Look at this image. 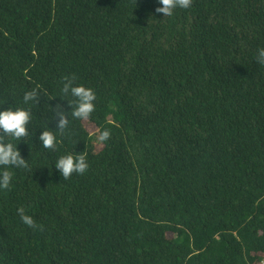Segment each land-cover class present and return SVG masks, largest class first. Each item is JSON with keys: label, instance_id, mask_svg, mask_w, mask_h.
I'll return each instance as SVG.
<instances>
[{"label": "trees", "instance_id": "obj_1", "mask_svg": "<svg viewBox=\"0 0 264 264\" xmlns=\"http://www.w3.org/2000/svg\"><path fill=\"white\" fill-rule=\"evenodd\" d=\"M156 7L0 0V110L31 113L12 141L27 167L0 190V264L263 262L264 0H191L169 17ZM66 76L96 101L60 133ZM47 127L54 149L37 139ZM69 153L89 167L63 179L53 165Z\"/></svg>", "mask_w": 264, "mask_h": 264}, {"label": "clouds", "instance_id": "obj_2", "mask_svg": "<svg viewBox=\"0 0 264 264\" xmlns=\"http://www.w3.org/2000/svg\"><path fill=\"white\" fill-rule=\"evenodd\" d=\"M159 7L155 8V13L163 14V17L173 15L175 9H187L191 0H156ZM256 63L264 65V48H258L256 54ZM62 86L60 88L61 95L71 97L72 99H60L67 103L70 109L67 113L57 104L52 108L54 116H58L55 120V130L62 133L69 125V112L71 118L79 120H87L95 110L96 94L88 87L82 84H75L74 76H66L62 78ZM38 100L36 89L28 90L23 93L22 102L28 105L30 102L35 103ZM31 118V113L27 108H6L0 110V133L4 136L11 137V140L5 141L0 137V190L8 189L12 180V172L10 168H25L27 161L21 158L17 145L12 141L20 140L27 135L26 125ZM110 137V132L107 129L98 130L96 140L100 143L107 141ZM37 139L41 142L45 149H54L56 143V135L53 130L48 127L42 130ZM55 170L63 179H67L73 173L84 174L89 165L86 156L83 154H66L58 157L53 165ZM17 216L20 222L27 228L36 229L39 225L36 224L31 215L26 214L23 207L16 209ZM261 264H264V260Z\"/></svg>", "mask_w": 264, "mask_h": 264}]
</instances>
